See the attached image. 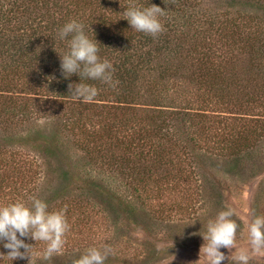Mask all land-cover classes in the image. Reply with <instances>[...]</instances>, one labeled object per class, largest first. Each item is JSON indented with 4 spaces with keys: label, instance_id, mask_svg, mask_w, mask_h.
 <instances>
[{
    "label": "trees",
    "instance_id": "1",
    "mask_svg": "<svg viewBox=\"0 0 264 264\" xmlns=\"http://www.w3.org/2000/svg\"><path fill=\"white\" fill-rule=\"evenodd\" d=\"M131 4L164 9V31L132 29ZM71 19L114 66V88L82 81L98 89L92 102L72 99L80 77L60 69L57 30ZM247 172L261 178L253 218L264 214V0H0V205L39 198L70 225L62 253L45 259L29 235L31 258L0 264H72L90 247L111 249L104 264H178V248L203 237L200 215L228 208L218 174Z\"/></svg>",
    "mask_w": 264,
    "mask_h": 264
},
{
    "label": "clouds",
    "instance_id": "2",
    "mask_svg": "<svg viewBox=\"0 0 264 264\" xmlns=\"http://www.w3.org/2000/svg\"><path fill=\"white\" fill-rule=\"evenodd\" d=\"M165 10L155 4L139 6L131 4L121 13L122 19L136 32L145 33L153 37L164 31L161 17ZM86 26L79 19H71L57 30V40L66 43V50L58 53L60 69L65 78L77 74L79 83L69 85L73 100L92 102L98 95V89L83 80H99L109 87H115L113 80L114 66L112 61L101 58L99 42L94 35H89ZM234 209L228 207L207 221L206 230L202 234L203 240L199 254H203V264H221L228 260L220 249H235L231 255V264H251L253 256H264V214L254 215L248 224V247H237V231L240 225L234 217ZM70 225L63 210L49 211L48 204L33 197L29 206L24 200L0 205V238L3 247L8 249L6 256L13 262L17 258L30 257L34 245L25 242V237L31 235L35 242H44L43 256L45 259L53 254L64 251L66 234ZM23 249V251H21ZM111 249L90 247L72 264H104Z\"/></svg>",
    "mask_w": 264,
    "mask_h": 264
},
{
    "label": "rangeland",
    "instance_id": "3",
    "mask_svg": "<svg viewBox=\"0 0 264 264\" xmlns=\"http://www.w3.org/2000/svg\"><path fill=\"white\" fill-rule=\"evenodd\" d=\"M249 13H252V9L248 10ZM80 176V175H79ZM83 177V176H82ZM218 178L221 180L223 187H224V202H226L227 207H230L234 209L235 217L240 223L239 232L237 233V247H248V224L251 221V215H252V203L254 195L258 189V186L260 184L261 178L260 177H254L251 176L250 172H247V174H239L235 176H231L230 180L224 175V174H218ZM81 179V176H80ZM79 179V180H80ZM96 206H101L100 202H91ZM200 217H204V219L209 220L210 216L208 214L206 215H200ZM181 218V217H180ZM182 219V218H181ZM184 219L187 221L185 224H189L187 216L184 217ZM176 221L180 222V219L178 217H174L173 220L169 221ZM165 224V223H164ZM162 224V229L157 231L158 238L165 242H172L173 236L175 233L171 231H167L169 223L167 222L165 225ZM164 225V227H163ZM207 225V224H206ZM187 229L192 230V225L188 226ZM190 233H185L186 240H190ZM135 237H140L139 234H136ZM169 240V241H168ZM205 241L203 240V237L199 239H195L192 241H188L186 243V248H178L176 251V255L174 257V261H177L178 264H203V254L201 253V260H199V254L202 244H204ZM222 252L225 253L226 256L229 257V259L222 261L221 264H231V255L235 251V249H220ZM174 263V262H173ZM251 264H264V256H253V259L251 261Z\"/></svg>",
    "mask_w": 264,
    "mask_h": 264
}]
</instances>
